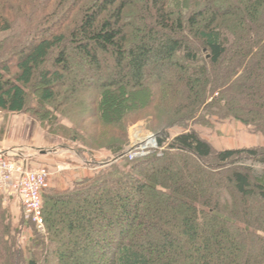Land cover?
<instances>
[{
    "label": "trees",
    "instance_id": "1",
    "mask_svg": "<svg viewBox=\"0 0 264 264\" xmlns=\"http://www.w3.org/2000/svg\"><path fill=\"white\" fill-rule=\"evenodd\" d=\"M0 35V49L12 45L0 62L1 111L24 113L31 98L57 109L95 83L92 127L110 130L122 112L113 99L135 94L140 105L150 88L155 101L173 93L166 128L233 118L264 134V0H0ZM69 54L95 71L89 81L66 78ZM172 63L163 79L156 65ZM166 128L157 134L163 152L45 194L41 264H264V148L219 151L194 130L170 139ZM176 166L188 177L191 166L211 173L191 188ZM147 190L157 201L144 199ZM21 231L7 246L0 229V264H40L25 259Z\"/></svg>",
    "mask_w": 264,
    "mask_h": 264
},
{
    "label": "rangeland",
    "instance_id": "2",
    "mask_svg": "<svg viewBox=\"0 0 264 264\" xmlns=\"http://www.w3.org/2000/svg\"><path fill=\"white\" fill-rule=\"evenodd\" d=\"M228 27H230V30L234 29L233 25ZM6 37V35H0V44ZM16 37L18 35H15L12 39L14 40ZM2 43L5 44L6 42ZM11 47L12 45L9 44L4 45L0 49V62L3 59V54L10 50ZM102 60L104 69H109L108 76H111L112 61L105 56L102 57ZM69 61L72 71L70 74H66V78L69 80H78L82 77L88 80L95 75V71L81 58L76 59L72 54H69ZM173 66V63L172 66L157 67L156 65L155 69H163L164 79L171 73L176 72V67ZM154 82L155 79H153ZM91 84L92 90L86 92L81 87L83 93L78 94L79 96H76L75 100L71 101L69 105L65 103V99L62 100V105H59L57 109L51 106V110L44 112L31 98L24 113H11L0 110V149H7V147L9 150L18 149L22 155L29 158L32 157V159H29V168L46 167L49 172V177L46 181L47 186L41 193V224L26 214L22 204L15 197L12 187L0 190V205L2 208L0 209L2 211H0L1 233H3L2 235L5 239L9 240L7 246H10L13 243L16 231L18 229L22 230L20 243L26 260L37 255L39 257L37 258L38 262L41 264L45 261L43 255L48 253L46 250L43 253V246L39 244L43 237L48 236L43 214L45 194L74 191L78 187L114 171V167H119L120 171H128L133 161L148 157L155 152H163L164 148L158 146L157 134L168 127L167 125L171 123L174 117L173 112L165 104L173 93H168L170 95L162 94L160 97H168L165 99L162 97L160 99L162 101H159L156 97L155 101V96L153 98L151 89L148 88L146 89L147 95L142 98L137 95L141 100L140 105H137L135 98H133L135 94L131 95L130 99H120V96H116L113 99L114 103H116L114 108L118 111L122 108V112H119L120 118L115 122L116 124H113L114 126L112 125L110 130H105L91 126L92 121H95L91 117L94 112L96 113V110H93L95 108L90 103L92 102L91 94L95 91L93 85L95 83ZM36 94L35 90L34 96ZM156 105H160V110H162L160 113L152 111V107ZM126 108L128 109L126 110ZM204 113L205 111L202 112L201 110L198 116L206 117ZM108 122L112 123L113 121L110 118ZM181 125L183 123L166 128L170 139L189 130H194L207 140L215 150L264 148V134L256 131L253 126H246L233 118L220 119L213 117L210 125L196 122V120L191 118L189 123H187L188 126ZM137 135L154 137L157 148L147 147L143 155L131 157L128 152L135 145ZM114 148L122 149L126 155L114 160ZM112 160L114 161L112 162ZM155 165V163L152 164L153 167ZM148 169L146 168L141 175L144 173L146 175L149 174L150 169ZM192 169L193 166H191L189 177L182 168L177 166L172 174L173 176L177 175L183 182L187 181L188 186L192 188V185L197 186L195 179L203 182L206 177L205 173H209L205 169L203 170L204 174L195 172ZM199 182L201 185V181ZM145 193L144 199L146 201L150 199L157 201L149 190ZM187 209L188 206L185 205L181 208V212H185ZM63 212L67 217H71L72 213L68 212V210ZM58 216H56L57 219ZM141 220L142 222L147 220L144 212L141 214Z\"/></svg>",
    "mask_w": 264,
    "mask_h": 264
},
{
    "label": "built area",
    "instance_id": "3",
    "mask_svg": "<svg viewBox=\"0 0 264 264\" xmlns=\"http://www.w3.org/2000/svg\"><path fill=\"white\" fill-rule=\"evenodd\" d=\"M140 138L141 140L136 141L129 149L128 154L133 158L143 155L147 147L157 148L154 137ZM134 151L137 153H132ZM31 158L22 155L18 149L4 152L0 150V190L12 187L26 214L41 224V193L47 186L49 172L46 167L29 168Z\"/></svg>",
    "mask_w": 264,
    "mask_h": 264
},
{
    "label": "crops",
    "instance_id": "4",
    "mask_svg": "<svg viewBox=\"0 0 264 264\" xmlns=\"http://www.w3.org/2000/svg\"><path fill=\"white\" fill-rule=\"evenodd\" d=\"M1 151H9V149H8V147H7V149L5 148V149H0ZM34 157V156H33ZM32 159V158H31ZM34 159V158H33Z\"/></svg>",
    "mask_w": 264,
    "mask_h": 264
},
{
    "label": "bare ground",
    "instance_id": "5",
    "mask_svg": "<svg viewBox=\"0 0 264 264\" xmlns=\"http://www.w3.org/2000/svg\"><path fill=\"white\" fill-rule=\"evenodd\" d=\"M140 140H141L140 135L139 136L137 135L136 141L138 142Z\"/></svg>",
    "mask_w": 264,
    "mask_h": 264
}]
</instances>
